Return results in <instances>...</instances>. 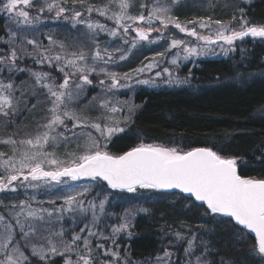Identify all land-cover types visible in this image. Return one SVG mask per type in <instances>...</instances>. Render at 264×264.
Instances as JSON below:
<instances>
[{"label": "snow or ice", "instance_id": "obj_1", "mask_svg": "<svg viewBox=\"0 0 264 264\" xmlns=\"http://www.w3.org/2000/svg\"><path fill=\"white\" fill-rule=\"evenodd\" d=\"M181 2L0 0V14L14 25L0 40L7 45L0 48V264H53L57 256L64 257L63 264H140L129 252L121 253L118 241L121 234L132 236L136 215L148 209L127 207L116 214L108 207L107 195L89 197L97 186L129 194H182L206 215L229 218L240 239L254 234L252 251L264 258V178L242 176L237 158L210 146L185 150L143 139L121 153L109 147L140 107L122 100L119 92L133 83L153 86L158 79L169 85L188 84L191 73L181 78L176 71L183 62L191 60L195 66L196 59L215 54L217 48L227 55L238 41L264 40V23L250 22L242 6L237 5L228 21L210 15L181 21L175 14ZM133 8H138L135 14ZM45 13L69 21L74 29L83 26L85 39L68 43L47 35V44L37 40ZM93 13L113 26L93 19ZM170 26L185 38H176ZM100 33L119 37L128 48L101 47ZM166 36L165 51L146 57L140 66L123 73L110 67L126 60L131 49ZM25 59L40 70L22 66ZM165 60L174 67H161ZM44 66L60 74L59 82ZM22 72L28 73L30 86L17 82ZM94 87L100 91L89 97ZM29 95L37 97L36 102L29 103ZM39 95L46 103L43 115L29 121L31 129L24 125L21 134L18 129L27 118L22 114L34 115ZM20 191L24 199L4 203V196ZM41 192L47 199L40 198ZM112 215L117 220L109 224ZM171 235L176 243L185 242L184 264H216L210 258L213 250L202 238L198 242L195 233L185 236L172 230ZM173 256L165 247L154 264H175ZM219 264L229 262L221 259Z\"/></svg>", "mask_w": 264, "mask_h": 264}, {"label": "trees", "instance_id": "obj_2", "mask_svg": "<svg viewBox=\"0 0 264 264\" xmlns=\"http://www.w3.org/2000/svg\"><path fill=\"white\" fill-rule=\"evenodd\" d=\"M89 2L99 5L106 0ZM238 5L244 8L250 22L264 23V0L243 1ZM192 11L188 8L187 12L176 13L184 21L190 19ZM216 11L217 18H231L237 7H225L221 3L220 12ZM7 30V17L0 14V40L6 38ZM171 31L178 33L174 28ZM189 73V85L161 90L140 88L136 97L140 107L126 131L113 137L111 151L121 153L141 139L179 145L185 150L210 146L223 155L237 158L242 176L264 178V111H261L264 108V42L250 38L238 42L235 51L226 58L201 60L192 68L186 66L180 75L189 77ZM21 74L17 80L28 77V73ZM94 188L89 196L109 195L112 202L108 207L116 214L127 207L148 209L133 221L132 236L121 234L118 241L121 253L129 252L133 262L153 264L165 247L174 253L175 264L185 262V242L176 243L171 235L172 230H179L185 236L195 233L198 242L201 238L206 241L213 250L210 258L216 264L221 259L229 264H264V258L252 251L254 237L247 234L240 239L229 218L208 216L181 194L150 190L129 194L102 186ZM3 200L9 204L17 202L18 197H3ZM108 219L113 224L117 216ZM197 249L198 254L200 249ZM63 261L57 257L53 264H63Z\"/></svg>", "mask_w": 264, "mask_h": 264}, {"label": "rangeland", "instance_id": "obj_3", "mask_svg": "<svg viewBox=\"0 0 264 264\" xmlns=\"http://www.w3.org/2000/svg\"><path fill=\"white\" fill-rule=\"evenodd\" d=\"M138 1L139 0H136V3ZM220 1H221L222 5L225 6V7L235 8V7H237V5L240 2H243V1L248 2L249 0H182L181 5L178 6L177 10L175 11V14L177 15L176 12H178V13L182 12V11L187 12L188 8H191V9H193V11L189 15L190 19H193V18L198 17V16H209V15L212 16L213 19H220V18H217V16H215V14H214V12L218 13L216 11V9L217 10L219 9V12L221 10ZM107 2H108V0H106V3ZM140 2H141V0H140ZM30 11L34 13L35 9H30ZM137 11L138 10L136 8L132 9V12L136 13ZM232 15H233V13H232ZM44 16H45V19L40 22L39 31L36 32V34H35V37H36L37 40L43 41L45 44H47V40L45 39V37L47 35H52L55 39L63 40V41H66L68 43L77 41L78 39H85V37L82 35V32L84 31L83 26H77V28L74 29V28L71 27V24H70L69 21H66V20H63V19L50 18L48 13H45ZM92 18L95 19V20H99L96 13H93V17ZM100 19L101 20H99V21L101 23L107 24L108 27H112L113 26L112 21L105 20L104 17H101ZM230 19L231 18L225 16L221 20L228 21ZM7 21H8V19H7ZM10 27H14V25H12L8 21V29ZM172 29L173 28L170 26L168 31L172 33V31H171ZM66 30H68L69 32H67ZM59 34L61 36H59ZM132 35L134 36V33ZM153 35L155 36L157 34L153 33ZM173 35L176 38H185L184 34L179 33V32L177 33L176 31L174 32ZM98 39L100 41L101 47H105V46H122L124 48H128V45H122L121 44V40H120L119 37L112 38V37H109L105 33H100ZM168 39L169 38L166 36L164 40H161V41H159L157 43H153V44H150V45L145 43L144 46H142V47L138 46L135 49H131V51H130V53L128 55V58L126 60L120 61L119 63H117L115 65H110V67L114 68V70L119 71L121 73L129 72L131 69L136 68V67L140 66L142 63L147 62L145 60L146 57L148 59H151L153 56H155L156 53L161 52V51H165L166 45L168 43ZM246 39H249V38H246ZM252 40H259V41L264 42V40H260V39H252ZM238 42H240V41H238ZM2 46H5L7 48V45L0 44V47H2ZM172 51H175V49H173ZM230 53L225 55L217 48L215 54H209L208 56H204V57H200L199 59H196L195 60V65L199 61L205 60V59L226 58ZM116 55H119V53H116ZM170 55H171V53H166V56L170 57ZM18 63H20V62H18ZM23 64H25L28 67L31 66V68L40 70V66L32 64L30 59H25L23 61ZM188 65L190 66V68L194 67L193 66V61L189 60L187 62H183L181 67H179V69L176 70L178 72V75L181 78H184V77H182L180 75V72L182 70H184V68L186 66H188ZM22 66H24V65H22ZM161 67H174V66L170 65L167 62V60H165V62L161 65ZM43 70L52 72V75L55 76L57 78V82H59L60 74L58 72H56L54 69L47 68V66H44ZM22 73H25V72H22ZM153 75H154V72H153ZM19 76L22 77V74L20 73ZM96 79H97L96 77H93L94 83H95ZM22 80H24L26 82V86H30L31 83H32L29 75H28V77L26 79H22ZM17 82H20V80H17ZM189 84H190V82L188 84H184V85H189ZM184 85H169V84H167L164 81V79H158V80L155 81V84L153 86L133 83V86L131 88L122 90L121 92L118 93V95H119V97L122 100H126V101H129V102H131V103H133L135 105H139V104L136 103V101H137L136 97H137V93L139 92L138 90L140 88L148 87V88L153 89V90H161V89H166V88L172 89V88L181 87V86H184ZM99 91H100L99 87L90 88L88 90V96L91 97L92 95L99 93ZM38 98H39V100L41 102L37 103V107L34 110V115L22 114V115H26L27 118L22 122L21 127L18 129V131H20L21 134L25 130L24 125H27V128L31 129V127L33 126V123L35 121L40 120L42 115H43L41 110L46 107V103L44 102L43 95H39ZM36 100H37V97H32V96L29 95V103L36 102ZM138 109L139 108H137L135 110V113H136V111ZM87 110L89 111L90 115H92V116L97 115V113L95 111H92L91 109H87ZM18 119H19V117H18ZM29 121H32L33 123H29ZM84 183H87V181H85ZM94 190H95V188H93L89 192L88 195L92 194V192ZM144 191H146V190H144ZM95 194L97 195L99 193H95ZM14 196L18 197V201L25 198V195H24V193L22 191L17 192V193H11V194H8L7 196H4V197H7L8 199L9 198L12 199V197H14ZM100 196L103 197L105 195L99 194V197ZM107 196H108L109 205H110L112 201H111L110 196L109 195H107ZM40 198L41 199H47V197L43 195V192H41ZM2 210L3 209H0V211H2ZM138 215H141V213L137 214L136 217ZM108 220H107V222L110 224L111 220L110 219H108ZM64 223H65L66 226H70V222L67 219L64 221ZM57 257H60V256H57ZM57 257H55V258H57ZM61 258L64 259V257H61ZM180 264H184V262L181 261Z\"/></svg>", "mask_w": 264, "mask_h": 264}, {"label": "water", "instance_id": "obj_4", "mask_svg": "<svg viewBox=\"0 0 264 264\" xmlns=\"http://www.w3.org/2000/svg\"><path fill=\"white\" fill-rule=\"evenodd\" d=\"M238 171H239V169H238ZM181 195H182V194H181ZM250 235L254 237V234H250Z\"/></svg>", "mask_w": 264, "mask_h": 264}]
</instances>
